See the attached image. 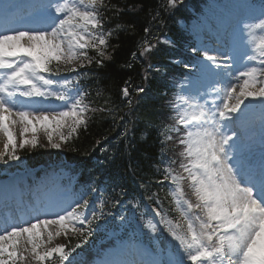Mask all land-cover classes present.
<instances>
[{"label":"snow or ice","instance_id":"obj_1","mask_svg":"<svg viewBox=\"0 0 264 264\" xmlns=\"http://www.w3.org/2000/svg\"><path fill=\"white\" fill-rule=\"evenodd\" d=\"M181 3L166 0L159 4L149 13L150 24L159 18L160 9L167 12ZM233 7L236 13L230 31L217 38L216 47L201 41L199 47L191 48L196 58L184 65L190 71L175 89L174 98H165L162 107L166 111L160 113V124L153 125L159 147L154 167L160 174L154 182L160 190L167 182L178 216H169L157 192L147 194L152 181L141 177L139 187L145 194L142 200L129 199L128 204L134 210L138 234L153 247L137 245L139 260H101L99 264H264V132L259 140L250 134L247 110L251 104L245 103L250 98L264 107V46L258 56L248 55L253 30L264 33V0L259 7L247 0ZM36 8L30 23L16 21L21 27L0 31V133L7 138L0 164L19 161L17 150L26 146L60 150L67 145L77 151L73 142L88 132L97 112L112 116L113 123H124L121 140L145 121L132 114L146 89L133 85L131 77L119 89L123 107L110 98L104 106H93L80 79L89 75L81 69L93 64L102 69L113 59L117 46L111 41L118 38L121 25L108 27L105 13L112 8L118 16L124 9L109 0H39ZM135 10L128 6V11ZM150 24L143 29L145 38L137 44L138 54L132 53L141 63L158 45L171 44L159 36L148 39ZM159 71L160 66L146 63L142 79L148 81ZM117 113L122 114L117 117ZM16 124L21 126L18 141L11 130ZM40 131L46 145L40 144ZM29 132L31 138L25 135ZM100 145L98 139L95 147ZM100 150L108 152L104 147ZM108 179L109 183H102L101 176H89L72 196L49 201L24 224L0 212V264H77L73 253L81 243L70 246L73 237L86 242L101 229L99 222L126 219L111 211L128 195L126 186L119 183L123 177ZM61 237L69 243H55ZM161 239L169 245L167 252L159 246Z\"/></svg>","mask_w":264,"mask_h":264},{"label":"trees","instance_id":"obj_2","mask_svg":"<svg viewBox=\"0 0 264 264\" xmlns=\"http://www.w3.org/2000/svg\"><path fill=\"white\" fill-rule=\"evenodd\" d=\"M203 0H182L181 4L170 11L160 9L161 15L156 21H151L150 12H154L161 3L166 4V0H109L112 5H117L123 8L124 11L118 16L116 9L110 8L105 15L109 18L107 21L108 27H114L117 24L121 25V30L118 33V38H114L111 43L116 45V50L113 54V59L106 62L105 67L97 69L93 64L81 71H88L89 75L80 79L83 81V86L90 93V98L93 100V106H104L106 99H111L115 104L123 107L120 99L119 89L123 86L125 80L131 77V82L135 86H142L146 89V94H141L143 99L132 115L137 118H145L143 123L135 126L132 133L127 139L121 140L120 133L123 131L124 123H113V117L104 113L97 112L94 114L93 120L89 126L87 133L82 134L78 140L73 142L77 151H71L70 147L65 145L62 149L57 150L49 146L32 148L26 146L24 149H19V156L26 162L27 166H36L39 164L48 165L49 163L60 162L64 158L67 162L73 164V172L78 173L76 179V188H80L81 183L87 180L89 176L96 178L102 177V183H109V177H123L120 181L127 188V197L122 204L111 207V211L118 210L121 207L126 210L127 214L133 217L134 210L128 204L129 199L142 200L145 190L139 187L141 177L145 180L152 181V187L147 194L157 192L158 197L166 208L169 209L171 217L175 218L178 214L172 210V197L168 194V184L165 182L163 190L160 185L155 184V179L160 178V174L156 173L157 158L159 156V147L157 146V133L153 129V125H159L162 117L160 113L166 111L162 106L165 103V98L170 97L172 92V81L178 76H182L183 68L169 61L168 57H179L183 61H188L187 56L190 51L183 48L182 43L187 40L186 31L177 24L179 19L188 21L191 17L190 6L193 10H198L199 4ZM131 5L135 11H128V6ZM152 27V39L156 36L168 35L171 44L158 45L156 52L146 58L145 63L134 60L133 52H137V44L145 38L144 27ZM111 51V49H110ZM94 53L90 52V55ZM148 61L160 66L158 73L150 75L148 81L142 79L144 69ZM131 64V67H127ZM62 75H67L74 78V74L63 72ZM101 91V95L97 96V91ZM133 98L135 92L133 90ZM111 107L112 105H107ZM127 110L125 109V112ZM122 113H117V117ZM128 116H125V120ZM152 124H148L147 121ZM143 133V135H142ZM108 137L104 141L103 137ZM40 144L46 145V137L43 131L37 133ZM101 140L100 147L108 149L107 153L100 150V147H95L96 141ZM95 147V150H93ZM89 152V155L83 153ZM62 154V155H61ZM171 155V153H167ZM64 156V157H62ZM106 157H113L112 160ZM100 160H104L103 165L99 164ZM131 165V167H129ZM161 172L163 165H160ZM135 173V174H134ZM147 204V201H144ZM139 218L137 213L136 219ZM80 239L73 237L70 246ZM60 242L69 243L62 237Z\"/></svg>","mask_w":264,"mask_h":264},{"label":"rangeland","instance_id":"obj_3","mask_svg":"<svg viewBox=\"0 0 264 264\" xmlns=\"http://www.w3.org/2000/svg\"><path fill=\"white\" fill-rule=\"evenodd\" d=\"M248 3L253 4L252 0H247ZM228 5L230 7L233 6L232 2H228ZM5 8L6 6L4 4L0 5V31H3V27H9V28H19L21 27L20 24L16 23V21H21L24 23H30L31 20H33L36 16L37 10H34L35 16L31 14L28 10H21L22 13L19 15H14L9 13V18H6V23H1V20L4 18L5 14ZM206 9V6L204 7ZM205 14L204 12L200 14L199 21H202V17ZM4 15V16H3ZM9 20V21H8ZM28 20V21H27ZM197 20V19H196ZM198 22V21H197ZM196 21L192 22L190 25V30L193 33V39L195 40V47H199L201 45V41H203V33L201 30H196ZM199 33V34H198ZM255 35H253L252 39H249V45L248 49V55L252 56H258L259 55V49L256 48V42L259 41L257 38L261 35V37H264V33H259V30L254 31ZM259 34V36H258ZM260 38V37H259ZM257 40V41H256ZM202 58V57H200ZM256 61H253L252 64H256ZM183 80V79H182ZM181 80V81H182ZM180 81V82H181ZM179 82V83H180ZM178 83V84H179ZM53 103H59L58 101L53 100ZM234 102V101H230ZM246 104H251V107L247 110V120L249 122V131L252 132L253 137H255L257 140H259L262 132H264V107L261 106L259 100L252 101L250 98L249 100L245 101ZM255 104H257L258 107L261 106L260 111L254 112L253 107H255ZM11 130L13 131L15 137L17 138V141L19 140V133L21 131V126L19 124H16L14 126H11ZM27 138H31L32 133H26L25 134ZM6 137L3 135V133H0V150L3 149V145L6 142ZM57 142H59V138H55ZM11 147V146H10ZM19 152V149L17 150V154ZM62 155V154H61ZM64 157V156H62ZM64 159V158H62ZM60 159V160H62ZM64 161V160H63ZM39 169V171L42 173L41 177H37V179H41V181H37L35 176L32 175V170L28 169L26 167V164L23 159H20L19 161H10L8 164H0V175L2 178H10V176L17 175V181L16 185L20 184L19 187L17 185V188L20 190V197L14 192L13 189L10 187H7V191L9 189V195L10 198L13 200L14 205H16V219L20 218L22 221L27 220L29 221L32 217L36 215V209L41 207L43 202L51 201V200H59L65 197H70L73 194L72 191V185H73V176L69 172L68 169L64 168L61 165H57L55 168L50 167L49 169ZM38 175V174H37ZM22 188H21V187ZM34 194V195H33ZM40 198L39 200L33 201L34 198ZM50 197V198H49ZM53 198V199H51ZM119 217V216H118ZM44 218V217H41ZM25 221V222H27ZM24 222V223H25ZM19 223V224H24ZM101 224L100 232L102 234H107L111 230V227H109V222H99ZM115 227L118 231V233H125L126 231H129V227L127 225V219L123 223L117 219V222L115 224ZM113 231V229H112ZM133 238V237H132ZM61 238H57L55 240V243H59ZM121 241V240H119ZM89 240L87 241V243ZM132 241H127L125 243V240L121 241V248L118 249L116 258L123 256L122 254H131L138 244L137 241H134L133 244H131ZM186 264H189V262H185ZM99 264V263H98Z\"/></svg>","mask_w":264,"mask_h":264},{"label":"bare ground","instance_id":"obj_4","mask_svg":"<svg viewBox=\"0 0 264 264\" xmlns=\"http://www.w3.org/2000/svg\"><path fill=\"white\" fill-rule=\"evenodd\" d=\"M239 2V0H235V5ZM38 3L39 1L37 0H2V2H0V5L4 4L6 8L4 14L5 16L3 15L4 18L1 20V23H6V18L10 17L9 13L14 15L21 14L20 9H28V11L31 12L33 16H35V14L33 13L34 9H31V7H36ZM216 3V1L210 2V7L206 10L207 15L205 19V24L202 27V32L205 34V39L207 40V44H209L210 48H213L215 47V45H217L215 41L219 34L225 35V33L229 31L233 21V16L236 13V9L234 7L229 9L224 7L222 4L220 5ZM5 28L6 27H3V29ZM17 178V175H13L10 176V178L0 180V200L3 205H5L4 203L6 201L7 203L10 201L9 189L7 191V187L13 189L14 192L20 197V192L16 186Z\"/></svg>","mask_w":264,"mask_h":264}]
</instances>
